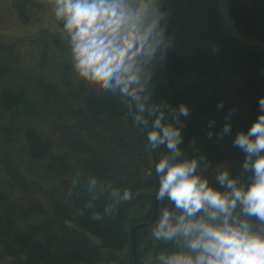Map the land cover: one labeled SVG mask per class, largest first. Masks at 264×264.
I'll return each instance as SVG.
<instances>
[{
    "label": "trees",
    "instance_id": "16d2710c",
    "mask_svg": "<svg viewBox=\"0 0 264 264\" xmlns=\"http://www.w3.org/2000/svg\"><path fill=\"white\" fill-rule=\"evenodd\" d=\"M164 7L169 34L176 17L185 13V22L208 47L188 56L170 49L159 67L171 77L159 78L156 69L153 99L173 106L187 103L191 114L183 120L184 150L204 152L213 166L227 162L235 173L243 153L233 146L232 136L247 130L264 95V0H227L238 38L223 29L217 0H166ZM248 37L256 41L241 40ZM49 41L59 54L58 32L50 33ZM2 52L11 58L14 46L0 45ZM59 64L71 72L67 63ZM187 71L198 79L184 86L175 82ZM10 72L7 63L0 65V76ZM34 86L8 84L0 91V115L6 121L0 128V264H133V239L136 264H143L152 247L148 226L137 229L134 238L132 228L152 218L156 202L154 182L143 175L155 159L144 135L115 98L80 83L71 90L66 79L58 85L39 76ZM218 102L223 109H217ZM232 108V135L218 139ZM210 119L215 120L211 138ZM44 125L49 130L43 134ZM78 169L141 187L143 193L118 216L94 222L78 212L82 201L63 200L65 182Z\"/></svg>",
    "mask_w": 264,
    "mask_h": 264
},
{
    "label": "clouds",
    "instance_id": "9594fccd",
    "mask_svg": "<svg viewBox=\"0 0 264 264\" xmlns=\"http://www.w3.org/2000/svg\"><path fill=\"white\" fill-rule=\"evenodd\" d=\"M166 0H51L61 50L75 80L115 98L155 154L143 173L154 182L160 207L148 225L151 249L143 264H264V95L247 130L232 144L243 153L235 173L227 162L212 165L202 151L182 147L185 102L153 99V78L173 37ZM223 102L217 109H223ZM218 139L232 135L231 112ZM183 118V119H182ZM215 120L208 121L213 136ZM193 144L195 141L192 142ZM143 193L102 173L76 170L62 193L65 203L82 201L80 214L94 222L116 217Z\"/></svg>",
    "mask_w": 264,
    "mask_h": 264
},
{
    "label": "rangeland",
    "instance_id": "374dc122",
    "mask_svg": "<svg viewBox=\"0 0 264 264\" xmlns=\"http://www.w3.org/2000/svg\"><path fill=\"white\" fill-rule=\"evenodd\" d=\"M12 1L0 0V45H13L15 49L14 56L11 58L7 57L4 52L0 54V63H7L11 70L10 75L0 76V91L5 85L20 83H25L34 89V84L39 76L48 78L58 85L66 79L70 82L71 90L77 89L79 83L75 80L72 72H63L58 58H56L58 54L49 47L50 33L58 32L56 22L50 12L51 0H33L36 5L34 8L30 7L29 13H27L28 18L23 15L20 16L23 20L15 16ZM217 4L223 29L231 36L238 38L241 33L230 18L227 0H217ZM184 16L188 18L185 13H182L174 20L176 26L170 33L173 37L171 50L188 56L197 48H207L208 43L200 39L193 24L188 21L185 22ZM248 38L241 40L256 41L254 38ZM156 75L161 79L171 77L163 67L158 68ZM174 79L179 85L184 86L198 79V75L192 71H187L180 76H175ZM5 122V119L0 115V128ZM48 130L47 125L40 127L43 134ZM22 164L26 166V162ZM3 175L0 168V180ZM95 264L113 263L100 261Z\"/></svg>",
    "mask_w": 264,
    "mask_h": 264
},
{
    "label": "flooded vegetation",
    "instance_id": "af4514ba",
    "mask_svg": "<svg viewBox=\"0 0 264 264\" xmlns=\"http://www.w3.org/2000/svg\"><path fill=\"white\" fill-rule=\"evenodd\" d=\"M36 3L33 0H13L12 9L15 12V16L23 20L20 16L28 18L30 7H35Z\"/></svg>",
    "mask_w": 264,
    "mask_h": 264
},
{
    "label": "water",
    "instance_id": "95a60500",
    "mask_svg": "<svg viewBox=\"0 0 264 264\" xmlns=\"http://www.w3.org/2000/svg\"><path fill=\"white\" fill-rule=\"evenodd\" d=\"M157 207H158V204L155 202V205H154V211H153V216H152V218H151L149 221H147V222H143V223H138V224H136V225L132 228V235H133V238H134V233H135V231H136L137 229H140V228L146 227V226H148V225L151 223V221L153 220L154 214H155V212H156V210H157ZM132 244H133V256H134L133 264H136V262H137V255H136V251H135L134 239H133V241H132Z\"/></svg>",
    "mask_w": 264,
    "mask_h": 264
},
{
    "label": "bare ground",
    "instance_id": "6f19581e",
    "mask_svg": "<svg viewBox=\"0 0 264 264\" xmlns=\"http://www.w3.org/2000/svg\"><path fill=\"white\" fill-rule=\"evenodd\" d=\"M185 37V36H184ZM191 38V37H190ZM57 58V57H56ZM1 64V63H0ZM54 74V73H53ZM49 76V75H48ZM165 77V76H164ZM243 79V78H242ZM176 82V81H175ZM182 88V87H181ZM56 106V105H55ZM82 106V105H81ZM69 107V106H68ZM27 115V114H26ZM39 129V128H38ZM36 130V129H35ZM74 132V131H73ZM86 135V134H85ZM67 137V136H66ZM115 145V144H114ZM71 146V145H70ZM117 151V150H116ZM69 152V151H68ZM80 154V153H79ZM83 154V153H82ZM117 155V154H116ZM34 166V165H33ZM40 167V166H39ZM60 186V185H59ZM153 187V186H152ZM47 194V193H46ZM30 199V198H29ZM59 200V199H58ZM26 228V227H25ZM143 248V247H142ZM104 257V256H103Z\"/></svg>",
    "mask_w": 264,
    "mask_h": 264
}]
</instances>
